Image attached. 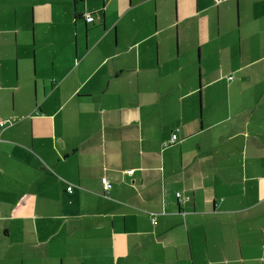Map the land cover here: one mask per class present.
Returning <instances> with one entry per match:
<instances>
[{"label": "crops", "instance_id": "crops-1", "mask_svg": "<svg viewBox=\"0 0 264 264\" xmlns=\"http://www.w3.org/2000/svg\"><path fill=\"white\" fill-rule=\"evenodd\" d=\"M247 48L264 0H0V264H264V55L197 72Z\"/></svg>", "mask_w": 264, "mask_h": 264}, {"label": "rangeland", "instance_id": "rangeland-1", "mask_svg": "<svg viewBox=\"0 0 264 264\" xmlns=\"http://www.w3.org/2000/svg\"><path fill=\"white\" fill-rule=\"evenodd\" d=\"M255 42V40H254ZM198 55V52H196V57ZM257 55H264V50L262 52H259V50L254 49L253 51H251L249 48L244 49L243 51V57L240 59L237 57V55H235V60H236V64H234V62L229 61V54H227L226 56H223V59L220 60V58L217 56L215 57L216 60H213L212 62H210V64H199L200 62H198L199 66L197 67V72L198 74L201 73L202 67L205 71H207L208 68H214L216 69L215 71H219L218 73H222V75H225L227 77L229 76H233L235 79H239L243 81V77L241 75H236L232 72L231 68L234 65L240 64V63H248L247 61H249V59L251 57H255ZM197 59V58H196ZM225 63L224 65L222 63ZM221 65L222 68H218L217 66ZM262 68L258 67V64L254 65V66H248L247 67V74L245 75L246 78L249 77V75L254 76V74H258L259 71H261ZM230 71V73L228 74L227 72ZM261 75H264V72H261Z\"/></svg>", "mask_w": 264, "mask_h": 264}, {"label": "built area", "instance_id": "built-area-1", "mask_svg": "<svg viewBox=\"0 0 264 264\" xmlns=\"http://www.w3.org/2000/svg\"><path fill=\"white\" fill-rule=\"evenodd\" d=\"M87 21H89V22H90V21H93V17L89 16V17L87 18ZM230 79H232V77H231ZM176 139H177V136H176V135H173V136H172L171 143H173ZM127 173H128V174H132V171H128ZM103 185L105 186V189H106V190H109V189L111 188V185L106 181L105 178L103 179ZM71 189H72V187L69 186V187H68V190L71 191ZM177 197H178L179 199H181V200H184V201H186V200L189 199L188 196L183 197L180 193H177ZM155 221H156V218L153 217V218H152V222H153V224H155Z\"/></svg>", "mask_w": 264, "mask_h": 264}, {"label": "trees", "instance_id": "trees-1", "mask_svg": "<svg viewBox=\"0 0 264 264\" xmlns=\"http://www.w3.org/2000/svg\"><path fill=\"white\" fill-rule=\"evenodd\" d=\"M81 1H84V0H81ZM69 191V190H68ZM153 217H155V216H153ZM156 218V217H155Z\"/></svg>", "mask_w": 264, "mask_h": 264}, {"label": "bare ground", "instance_id": "bare-ground-1", "mask_svg": "<svg viewBox=\"0 0 264 264\" xmlns=\"http://www.w3.org/2000/svg\"><path fill=\"white\" fill-rule=\"evenodd\" d=\"M88 17H89V16H88ZM88 17H87V18H88ZM91 17H92V16H91ZM87 22H89V21H87ZM90 22H91V21H90Z\"/></svg>", "mask_w": 264, "mask_h": 264}]
</instances>
